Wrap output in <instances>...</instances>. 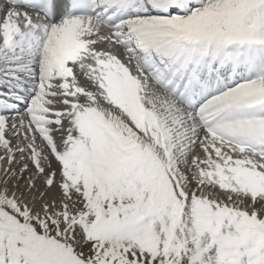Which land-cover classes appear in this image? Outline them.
Segmentation results:
<instances>
[{
  "label": "snow or ice",
  "instance_id": "1",
  "mask_svg": "<svg viewBox=\"0 0 264 264\" xmlns=\"http://www.w3.org/2000/svg\"><path fill=\"white\" fill-rule=\"evenodd\" d=\"M0 264H264V0H0Z\"/></svg>",
  "mask_w": 264,
  "mask_h": 264
}]
</instances>
